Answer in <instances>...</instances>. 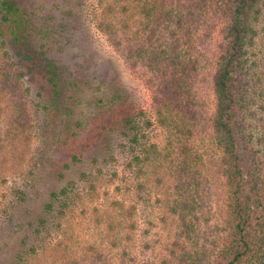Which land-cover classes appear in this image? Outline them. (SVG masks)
Wrapping results in <instances>:
<instances>
[{
	"label": "trees",
	"instance_id": "obj_1",
	"mask_svg": "<svg viewBox=\"0 0 264 264\" xmlns=\"http://www.w3.org/2000/svg\"><path fill=\"white\" fill-rule=\"evenodd\" d=\"M51 6L49 16L57 19L61 5ZM90 14L89 25L71 9L76 21L63 18L61 36L72 42L73 27H92L138 71L147 68L142 73L167 145L149 143L154 121L119 86L106 93L110 87L95 88L77 70V81L67 84L46 44L35 43L43 31L29 12L17 0H0V194L7 200L6 232L12 227L19 247L0 264H115V250L126 260L138 230L137 204L168 175L176 181L169 206L180 227L164 264H264V59L256 52L264 39V0H99ZM220 21L226 27L212 78L216 111L206 118L195 103L196 77ZM48 37L46 31L41 40ZM119 164L132 175L120 191L125 199L109 198L91 213L102 239L93 236L74 250L60 239L54 244L63 220L86 209L97 181L110 171L119 176ZM13 170L19 177L9 186ZM212 177L223 186L225 208L223 226L215 229L208 211Z\"/></svg>",
	"mask_w": 264,
	"mask_h": 264
},
{
	"label": "rangeland",
	"instance_id": "obj_2",
	"mask_svg": "<svg viewBox=\"0 0 264 264\" xmlns=\"http://www.w3.org/2000/svg\"><path fill=\"white\" fill-rule=\"evenodd\" d=\"M56 1L61 5V8L55 10L57 19H52L49 16V12L52 10L51 4L53 0H17L21 7L29 12L30 19L34 21L37 27L36 29H38V31H43L40 33L41 35L38 33L35 34V43L40 46L43 43L46 44L43 51H48L49 56L54 58L57 64L61 66L63 77L67 79V84H72L77 81L76 76L73 74V72L77 70L81 72L80 74L87 73L90 75L89 77L95 88H98L100 85L110 87V90L106 91V93L111 91L112 86H119L120 90L129 93L137 104L146 109L147 115L154 121V125L147 130L149 143H158L162 147L166 146V133L164 128L155 122L152 91L142 73L146 71L147 68L142 67L141 69L143 70L138 71L127 62L126 58L118 54L107 41L106 37L97 33L92 27L89 29H83V25L77 28L73 27L69 31L70 39V35H74L72 42L61 36V29L58 30V26L62 24L61 21H64L66 17L68 22H71V20L76 21L74 17L69 15L71 9L78 13L79 18V14H83L85 19H87L86 22L90 25L88 19L91 17V14H88L94 11L99 0ZM225 23L224 21L217 23L213 35L207 39L208 42H206L202 50V53L205 52L204 59L206 63L203 65V70L200 75L196 77L195 103H197L198 108L206 118L210 117L212 113L216 111L217 98L214 92L212 78L215 71L214 62L218 54L217 47L222 39V33H224L226 27ZM46 31H48L49 37L45 39V41H42L41 39L44 33L46 34ZM256 52L261 60L264 59L263 38L258 39ZM261 115H264L263 111H261ZM258 118H260V116ZM254 125L256 133H261L262 128L259 119L254 121ZM201 139L202 136L200 135L197 140ZM34 144L37 145L38 140H35ZM36 145H34V147H36ZM25 169H27V165ZM118 169L119 176H112L114 171H110L107 176L97 181L98 191L93 198H89L86 209L84 206L76 208L69 214L67 219L63 220V230H60L59 233H54L52 237V242L54 244L60 239L64 244L66 243L67 246L74 250L81 249L84 246V242L93 236L94 238L97 237L99 240L102 239L101 235L103 234V230L93 223V216L91 213L96 207L106 208V202L109 198L114 199L116 197L125 199L124 194H121L120 191L125 189V181H129L132 175H130V172L126 170V167L122 164H119ZM15 173L16 171L13 170L7 174L6 178L9 182V186H13L14 182L17 180L16 178L19 177ZM162 175H164V172ZM19 181H21V179H19ZM175 183L174 176L168 175L166 182L160 185V187L153 186L151 187L152 192H143V198L137 204L138 211L136 217L138 220V230L135 232L134 241L128 244V253L130 255L126 256V260H123L124 257H121L123 250L112 251L115 264H164L169 258L171 247L177 238L180 227L178 215L173 213L169 206V195L176 193ZM207 184L208 186H212V192H210L208 196L210 197L208 211L210 210L209 216L211 218V224L214 229L216 227L221 228L225 219L223 218L225 208L222 203L224 195L223 186L217 179H213V177L212 183ZM7 188L6 185L3 186L1 188L2 192H7ZM0 195V227L2 225L4 226V232L0 233V240L3 241L0 244L2 249L0 260L6 261L11 259L14 249L17 248L18 245H16V241L9 236L12 227L6 232L10 226V222L6 221L7 217L4 213L7 200H5L2 194ZM126 197L129 199V196ZM37 199L38 198H36V201L41 202L42 197ZM220 201L221 203L219 204ZM128 203V205H130L133 202L129 200ZM63 231L65 234L62 233ZM21 232L25 233L23 231ZM22 233L20 236H17L18 243L20 242Z\"/></svg>",
	"mask_w": 264,
	"mask_h": 264
}]
</instances>
